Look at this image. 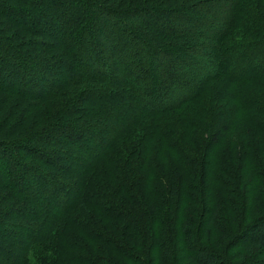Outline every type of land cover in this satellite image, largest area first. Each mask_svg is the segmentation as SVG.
<instances>
[{
	"label": "trees",
	"instance_id": "obj_1",
	"mask_svg": "<svg viewBox=\"0 0 264 264\" xmlns=\"http://www.w3.org/2000/svg\"><path fill=\"white\" fill-rule=\"evenodd\" d=\"M103 1L0 0V264H264V0Z\"/></svg>",
	"mask_w": 264,
	"mask_h": 264
},
{
	"label": "rangeland",
	"instance_id": "obj_2",
	"mask_svg": "<svg viewBox=\"0 0 264 264\" xmlns=\"http://www.w3.org/2000/svg\"><path fill=\"white\" fill-rule=\"evenodd\" d=\"M102 4H106L105 3V1H103V0H99ZM167 1V0H166ZM188 0H184V2H187ZM137 5V4H136ZM165 5V4H164ZM43 6V5H42ZM143 6H147V4H144ZM134 7H136V6H134ZM45 8V7H44ZM46 9H48L50 12H52V11H54V7H52V6H50L49 5V7L48 8H46ZM260 10H264V7H260L259 8ZM130 11L128 10V13H129ZM91 14L89 15V16H92V17H94V20H97V19H95V18H98L97 16H98V13L96 12V10H94V11H92V12H90ZM138 13H143V12H138ZM146 14L145 15H142V14H137V13H134V14H132V16L130 17V20H133V21H137V18H139L141 15L143 16V20H149V19H153V11L152 12H145ZM161 12H158V14L160 15V19H157V20H162L163 19V15L162 14H160ZM15 17H17L18 19H19V14L18 13H14L13 14ZM53 19H54V17H52ZM1 19V18H0ZM4 20H5V18H4ZM6 21V20H5ZM151 21H153V20H151ZM164 21H169V18L168 17H165L164 18ZM23 22L25 23L26 22V19H23ZM99 22V21H98ZM177 22V24L178 23H182V22H184V21H182V20H180V21H176ZM0 23H1V21H0ZM122 23V22H121ZM9 24H8V22L6 21V26H8ZM136 25H139V26H141V24H136ZM170 26H172V25H170ZM194 26L192 25V28H193ZM149 31H151L152 33H153V31L152 30H150L149 29ZM154 34V33H153ZM99 40L101 41L102 40V37H99ZM103 43H104V47H103V50L106 52H108V50H107V46H108V44H107V42H106V40H103L102 41ZM110 50V49H109ZM110 53V52H109ZM205 66H206V64H205ZM253 70V68H251L250 70H247L246 72H248V71H252ZM194 72H198V71H194ZM49 74H50V76H51V73L49 72ZM52 78H53V80H55L56 78H57V75H52ZM185 90H182V92L181 93H183ZM205 94V97H207V96H211V93H210V91H208V92H206V93H204ZM4 95H2L1 93H0V98L1 97H3ZM108 95H103V96H101V98L100 99H97V106H99V107H101V109H103V110H106V109H109V110H114V109H116L115 108V102H111L110 101V99L107 97ZM14 98L13 97H9V100H13ZM212 100H216L215 99V97L214 98H211ZM4 105H5V101H3V100H1L0 99V108H3L4 107ZM8 105V104H7ZM19 111H17V113H18ZM3 114H4V111H3V109H0V117H2L3 116ZM262 116V115H261ZM131 140H129V141H125L126 143H128V142H130ZM87 146V145H86ZM68 158V157H67ZM67 158L65 157V156H62V157H60V160L59 161H61L62 163H67ZM53 161V160H52ZM2 200H3V198H2ZM1 218H3V217H1ZM5 218V217H4ZM1 241V240H0ZM258 258H255V259H260V258H262V259H264V252H260V253H258Z\"/></svg>",
	"mask_w": 264,
	"mask_h": 264
}]
</instances>
